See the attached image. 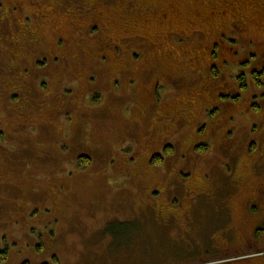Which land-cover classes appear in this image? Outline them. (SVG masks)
<instances>
[{
	"label": "rangeland",
	"instance_id": "rangeland-1",
	"mask_svg": "<svg viewBox=\"0 0 264 264\" xmlns=\"http://www.w3.org/2000/svg\"><path fill=\"white\" fill-rule=\"evenodd\" d=\"M16 1L0 0V233L2 218L22 212L8 227L27 237L11 241L2 234L3 242L0 235V251L8 246L0 264H264V225L240 247L216 246L229 212L220 193L199 196L184 210L188 187L200 183L216 191L226 175L242 184L264 168L258 135L264 129V96L250 112L255 120L247 130L241 127L247 110L223 129L240 143L235 157L224 159L220 133H210L224 107L240 106V97L248 94L241 87L245 69L240 70L237 34L225 33L211 48L218 62L213 73L206 72L201 33H208L213 0H20L25 11L11 5ZM240 8L234 19L248 25L244 32L264 36V0L244 5L241 13ZM36 11L49 22L41 23ZM30 27L48 41L68 38L72 47L60 37L56 44L72 52L38 64L40 55L27 48ZM209 45L206 40L204 47ZM224 49L233 51V61L220 66ZM12 54L19 56L13 71L30 85L23 96L4 89L2 77L10 68L4 57ZM145 56L148 70L158 69L147 79L139 72ZM258 68L255 77L264 80V65ZM214 86L218 101L209 107ZM39 102L43 107L35 110ZM181 105L180 115L167 112ZM28 107L32 114L25 112ZM48 111L49 119L39 123ZM233 112L232 107L230 116ZM148 142L164 144L151 152ZM165 145L172 147L170 155L163 156ZM153 154L163 160L151 164ZM81 155L89 158L87 166L78 163ZM153 206L170 209L169 217L157 218Z\"/></svg>",
	"mask_w": 264,
	"mask_h": 264
},
{
	"label": "flooded vegetation",
	"instance_id": "flooded-vegetation-1",
	"mask_svg": "<svg viewBox=\"0 0 264 264\" xmlns=\"http://www.w3.org/2000/svg\"><path fill=\"white\" fill-rule=\"evenodd\" d=\"M30 3L35 4L36 0H28ZM41 2H44V0H40ZM251 5L253 4V0H213L211 1V5L215 8H213L214 10H211L208 14H209V30L208 33L204 30V32L201 33V35L204 36L205 41L208 40V42H210L209 48H205L204 47V42L201 41V45H203L204 48V52H205V61L206 62V67L207 70L206 72H211L213 73V69H216L215 67H212V64L216 65L218 60H216L213 63L212 57H217L215 52L213 50H211V48L213 47H217L219 41L221 40V37L225 35V33L230 32V33H234L237 34L238 38L236 40V42L238 40H240V70H244L243 73L240 74V80H243L241 87L248 92L246 98H241L240 97V106L236 105H226L224 107V110L221 111L220 116L218 117V120L216 121V123L214 124L213 122L210 124V133L213 135H215L216 133H220L221 137L219 140V147L218 149L221 150L223 158L226 159L227 157H235L238 152L240 151V143H237L236 140L233 137V131L232 130H223L226 128V123L228 120H230L231 122L234 119V116L237 114L238 111H240V114L244 111H248L249 113H245L242 116V122L245 123H241V127L245 130L248 129V127L250 126V124L252 123V120H255V117L250 113L254 110H257L260 105V98L261 96H264V94L262 93V91H264V80H257L255 77V71L258 68V64L260 65V67L262 68V66L264 65V36L257 38L255 36H250L248 34H246L244 31H246V27H248V25L246 26L245 22L242 21L240 18L234 19V17L238 14L237 9L240 8V13H241V9L244 5ZM11 5H15L18 8H20L22 11H25L26 7H22L21 5V1L18 0L16 1V3H13ZM37 9H39V7H37ZM53 9V8H52ZM93 11L92 9V4L90 6V10L89 11ZM235 10V13H234ZM38 11V10H37ZM37 15H39L40 17V22L41 23H45L46 21L49 22L50 17H48L47 14H40V12H37ZM54 11V9H53ZM55 12V11H54ZM94 12V11H93ZM35 16V14H33ZM43 15L44 17H46L45 21H42L43 19ZM228 16H230V18H228ZM160 19H167L166 18V13H161L160 14ZM230 20V21H229ZM38 24V21H36V23L34 25ZM94 24H91L90 26H92ZM90 26L87 28L85 34L88 35V29L90 28ZM30 37H29V43H27V48L28 50H33L35 52H37L41 59L40 62H38V64H42V62H45L48 57L53 58L55 61L58 62V58H59V54L64 53V52H69L71 50L72 52V48L70 50L65 48V45L62 47H59L56 44V37H60L65 41L66 46L72 47L73 44L68 45V43L70 42V40L67 38H65L64 36L61 35H55L53 38H50L51 41H48L46 38L42 37L41 34H38V32L36 31V29L34 27H30ZM176 34L173 33L172 37L175 36ZM181 35V34H180ZM184 37V43L187 42V44H192V38H188L184 35H182ZM170 37V39L172 38ZM77 40V38H76ZM73 41V40H71ZM81 41V40H77ZM183 45L181 44L180 46H187V45ZM52 47H51V46ZM75 47L79 48L78 44L75 45ZM106 44L103 45V49L105 50ZM74 48V46H73ZM174 49V47H172ZM14 52V51H12ZM221 58L219 60V62L221 63L220 66H222L223 64H228L229 62L233 61V51H231L230 49H224L222 51L221 54ZM184 55H182L183 57ZM231 56H232V60H231ZM16 57H19L17 55H11V56H6L4 57V60L6 62H8L10 64V68L7 69L6 71H4V75L2 77L3 83H4V89L5 91L7 90H18L17 92L20 93L22 96L24 95V93H28V90L30 89V85L26 83V81L24 79H22L21 77H18L16 75V73L13 71L15 66H18V62L16 63ZM43 57V60H42ZM148 57L149 56H145L144 61L141 64L140 70L139 72L145 73L146 75H144V77L147 79V76L149 77H153L155 75L156 72H158V69L153 68V71L148 70L149 68H151V64L149 65H145L144 62L148 61ZM184 58V57H183ZM186 58H188L186 56ZM184 58V59H186ZM252 59H255L254 61H252ZM188 60V59H186ZM194 61H192L193 63ZM58 65V64H55ZM13 66V67H12ZM157 66V65H156ZM198 67V65L196 67H192L190 70H194ZM64 65L62 64L61 66H57L56 67V73L58 75L61 74L62 70L64 69ZM260 70V69H259ZM245 77V78H244ZM163 78V77H161ZM161 78H157V76L155 77V79H161ZM175 82H180L182 83V81L180 79L175 80L177 78H173ZM146 82H148L147 80H145ZM149 83V82H148ZM212 85H214L215 83H211ZM181 86V84L179 85V87ZM178 87V88H179ZM211 87L209 86V89ZM214 90H212L210 93L212 95V97L214 96L213 99H215L213 102H209L206 105H209V107L211 105H213L214 103H216L218 101V96L219 94H217V86L213 87ZM153 94H150V100H152ZM238 99V97H236ZM233 98V99H236ZM207 101H209V99H207ZM206 101V102H207ZM43 102H39L36 106H34L35 110H39L40 107H43L41 104ZM183 104V103H182ZM151 106V102L149 104ZM205 105V106H206ZM204 106V107H205ZM234 108V112L231 114L230 116V108L232 107ZM182 107L179 106V108L175 111H173L174 114H172L170 111H167L172 117L174 116H178L180 115V108ZM252 108V110L250 109ZM34 109H31L30 107H28V109L25 112H30L32 114V112L34 111ZM208 111V110H207ZM203 114V112H202ZM202 114L201 117L202 118ZM49 115H50V111L47 112V115L45 117H42V122L39 123H45L48 119H49ZM207 115H211L212 113L207 112ZM195 116V114H194ZM25 117V116H24ZM30 118H32V115L29 116ZM199 118V119H200ZM199 119H196V121H198ZM255 124V123H254ZM234 127V125L228 124L227 128H232ZM200 129V128H199ZM223 130V131H222ZM98 133V132H97ZM96 133V137L101 138L100 136H98ZM146 133V132H145ZM259 135V140L260 142H262L264 144V129L260 131ZM214 137V136H213ZM106 140V139H105ZM214 141H216V139L214 138ZM105 142V141H104ZM251 142V141H249ZM151 143L155 142H148L147 146L149 151L151 150V152L154 150V148H158L160 147L162 144H164V142H160V144H155V145H151ZM193 146V144H191L188 148V153H190V149ZM204 148H206L205 145H201ZM200 146V147H201ZM253 146V144L251 143V146L249 147V151H251V147ZM169 148L168 150H170L168 153H165V149ZM163 156H167L170 155V153L172 152V147L170 145H165L163 147ZM248 151V149H247ZM150 153V152H149ZM150 155V154H149ZM153 157H157L159 159V161L161 162L163 160L162 155L160 154H153L150 158V163L152 164V159ZM262 157V158H261ZM261 158V163L264 164V155H262ZM79 158H87L83 155L79 156ZM78 158V160H79ZM88 160V164L90 162L89 158H87ZM252 163H254L256 161L255 158H253ZM159 162V163H160ZM249 163L250 166V161H246ZM79 163V161H78ZM80 164V163H79ZM81 165V164H80ZM254 165V164H253ZM83 166V165H81ZM87 166V165H86ZM260 165H257L256 167H258ZM246 171H249L248 169H244ZM199 171H196V173ZM244 174H241L240 176H243ZM198 175L195 174V177H197ZM225 181H220L218 183V185L216 186V191H214L212 188H209V190L203 188L204 185L200 186V183L194 185L195 187H188L187 188V199L186 202L184 203V210L187 211V207L191 206L192 201H195L198 199L199 196H208L209 198H212V196H214L215 194L218 195L219 197V193L222 196V198H220V201H223L226 203L229 212L227 213V219H228V224L225 226L227 227V229L222 230L223 234L221 235V237L217 238L215 243L216 246L218 247H222V248H226V247H233V248H237L240 247V244L244 243L247 241L249 235L251 233H253L254 231H256L257 229H259L260 227H262L264 225V168H260V173H258L257 177H252V179L254 181H246L245 183L240 184V182H232V179L234 181L233 177H229V176H225L224 177ZM203 181V180H202ZM237 181V180H236ZM201 182V181H200ZM202 183V182H201ZM164 185V188L162 187ZM158 184L157 183V187L161 186L162 190L164 192H166L168 189V186L165 184ZM200 186V187H199ZM208 186V185H206ZM218 191V192H217ZM160 193V192H159ZM212 195V196H211ZM38 201L45 203V201L43 199H38ZM225 205V206H226ZM153 209V213L155 214V216L159 219H161V217H159V215H161L162 213H166L169 214L171 212L170 209H164L161 210L155 206L152 207ZM166 210V211H165ZM239 214V220L234 221L233 220V214ZM17 216H9V218H7V220L5 218H2L1 221L6 222V225L3 226L1 229L3 230V233H0V235L5 234L8 236V238L11 239V241H15V238H26L27 235L26 233L23 232V230H14L13 227L9 228L8 226L11 225L13 223V220L16 219L17 217L19 218L22 214V212L20 213H15L14 215ZM184 214V213H183ZM237 223V225H236ZM5 235L1 236V241H5L6 237ZM11 235V236H9ZM50 240V239H48ZM221 240V243H219L218 241ZM5 246V245H4ZM7 249L8 246L4 247L2 251H0V257H2L0 259V261L5 260L6 258V254H7ZM241 262V261H240ZM263 263V262H260ZM26 264V263H24ZM242 264H254L253 262L251 263H242Z\"/></svg>",
	"mask_w": 264,
	"mask_h": 264
},
{
	"label": "trees",
	"instance_id": "trees-1",
	"mask_svg": "<svg viewBox=\"0 0 264 264\" xmlns=\"http://www.w3.org/2000/svg\"><path fill=\"white\" fill-rule=\"evenodd\" d=\"M237 99V98H236ZM169 148H166L165 149V153H168L170 150H168ZM205 148L203 147V146H201V148H200V150H204ZM79 163L81 164V165H83V166H86V165H88V160H87V158H79ZM160 161H159V159L157 158V157H153V159H152V163H159ZM2 257H0V259H1Z\"/></svg>",
	"mask_w": 264,
	"mask_h": 264
}]
</instances>
